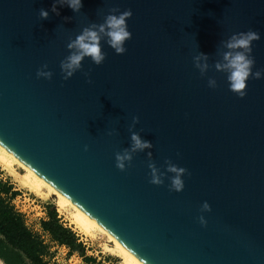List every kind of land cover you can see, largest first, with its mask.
Returning <instances> with one entry per match:
<instances>
[{"label":"water","instance_id":"1","mask_svg":"<svg viewBox=\"0 0 264 264\" xmlns=\"http://www.w3.org/2000/svg\"><path fill=\"white\" fill-rule=\"evenodd\" d=\"M52 3L0 0V145L141 262L264 264V78L241 98L226 73L201 76L192 59L214 64L222 40L252 29L253 71L264 70V0H82L59 15ZM111 8L132 10L127 51L102 41V64L86 57L63 79L69 39ZM45 63L50 80L36 76ZM134 116L154 147L121 171L115 153L130 146ZM148 151L161 171L166 159L188 170L183 191L167 177L149 183Z\"/></svg>","mask_w":264,"mask_h":264},{"label":"clouds","instance_id":"2","mask_svg":"<svg viewBox=\"0 0 264 264\" xmlns=\"http://www.w3.org/2000/svg\"><path fill=\"white\" fill-rule=\"evenodd\" d=\"M57 5H67L76 13L80 12L83 6L82 0H53L51 12L57 15H59ZM39 16L42 20L48 19L49 10L40 8ZM131 16V9L120 11L119 8H111L108 14L105 15L103 22H92L88 26L83 27L74 39L70 38L67 43L69 54L60 61L63 79L67 80L78 70H81L83 67L82 62L86 57L90 58L95 65L102 64L106 59L102 41L114 49L116 54H124L127 51L125 43L132 38V33L129 31L127 23ZM260 38V33L252 29L233 33L227 39L221 41V48L218 50L220 59L216 60L214 64H209V56L203 52H198L192 58L194 67L199 70L201 76H205L210 68L226 73L229 90L243 98L247 94V82L249 79L258 80L264 78V70L257 69L253 71L256 64L255 57L252 55L253 42L260 40ZM85 75L87 76L88 73L86 72ZM36 76L37 78L50 80L53 72L48 69V65L45 63L37 69ZM88 82H92L90 78ZM207 83L210 88L217 87L215 77H208ZM139 119L138 116H134L132 124L128 127V131L131 134L130 146L115 153L116 167L121 171H125L131 165L135 153L144 152L154 147L151 141L141 137L140 132L133 131L135 125L139 123ZM108 134L111 135L112 131H109ZM84 148L87 151L88 145H85ZM152 155L151 151L147 152L149 157L148 168L150 169L149 183L162 185L165 182V177H167L170 181L168 185L169 191H183L185 187L183 177L185 174L190 175L188 170L173 163L171 159H166L165 170L161 171V168L151 159ZM169 173L172 175L169 176ZM211 210V205L204 201L201 205V213L210 212ZM198 220L202 226L207 225V219L203 214L198 217ZM142 264H149V261L143 259Z\"/></svg>","mask_w":264,"mask_h":264},{"label":"trees","instance_id":"3","mask_svg":"<svg viewBox=\"0 0 264 264\" xmlns=\"http://www.w3.org/2000/svg\"><path fill=\"white\" fill-rule=\"evenodd\" d=\"M18 194L10 180L0 178V258L5 264H16L23 259L29 264H50L46 259L48 245L27 226L23 214L12 204ZM43 207L45 216L39 220V226L52 242L67 247L71 254H78L86 264H108L86 254L85 244L61 220L53 204L44 203Z\"/></svg>","mask_w":264,"mask_h":264},{"label":"rangeland","instance_id":"4","mask_svg":"<svg viewBox=\"0 0 264 264\" xmlns=\"http://www.w3.org/2000/svg\"><path fill=\"white\" fill-rule=\"evenodd\" d=\"M15 169L23 173L24 171L18 165H14ZM0 178L3 180H10L15 190L19 191V194L12 199V204L16 210L21 212L24 216V220L27 226L35 233L39 234L45 244L48 245V254L46 259L50 264H86L85 261L76 253H69L67 247L58 245L50 240V237L42 232L39 226V220L45 216L44 203L53 204L61 217V220L67 225L71 226L72 229L78 234L79 239L86 246V254L96 258L97 261L108 263V264H121V258L106 249V245L111 246L112 243L108 241L106 235L100 231H96L95 235L89 236L82 233L76 225L72 222L70 215L67 212L60 211L56 204V196L48 195L47 197L38 196L27 188L21 186L17 182L13 175H11L5 168L0 165ZM5 264L4 260H2ZM14 262V261H13ZM16 264H29L26 259Z\"/></svg>","mask_w":264,"mask_h":264},{"label":"bare ground","instance_id":"5","mask_svg":"<svg viewBox=\"0 0 264 264\" xmlns=\"http://www.w3.org/2000/svg\"><path fill=\"white\" fill-rule=\"evenodd\" d=\"M0 165L5 168L19 184L38 196L47 197L48 195L56 196V204L60 211L67 212L72 222L84 234L94 236L96 231L102 232L107 236L111 246L106 245V249L121 258V264H142V262L124 248L112 235H110L97 222L65 198L55 188L45 180L35 174L32 170L21 163L11 153L0 145ZM18 165L23 173L18 172L14 167ZM0 264H3L0 260Z\"/></svg>","mask_w":264,"mask_h":264}]
</instances>
